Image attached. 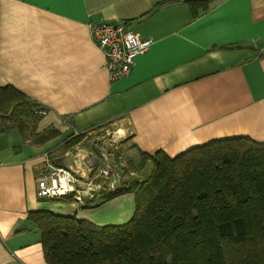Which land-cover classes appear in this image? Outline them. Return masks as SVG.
<instances>
[{"label": "crops", "instance_id": "0c3cea01", "mask_svg": "<svg viewBox=\"0 0 264 264\" xmlns=\"http://www.w3.org/2000/svg\"><path fill=\"white\" fill-rule=\"evenodd\" d=\"M108 21L150 41L115 81L91 36ZM262 45L264 0H0V86L46 109L30 133L0 128V264H47L32 211L100 225L131 216L133 193L105 199L121 185L96 179L75 137L93 127L112 125L125 147L151 155L236 136L264 142ZM47 162L93 186L95 201L38 198Z\"/></svg>", "mask_w": 264, "mask_h": 264}, {"label": "trees", "instance_id": "16d2710c", "mask_svg": "<svg viewBox=\"0 0 264 264\" xmlns=\"http://www.w3.org/2000/svg\"><path fill=\"white\" fill-rule=\"evenodd\" d=\"M40 109L15 87L0 86L1 129L28 131L24 119L34 126ZM139 155L141 170L151 162L149 174L105 196L133 193L128 221L100 225L48 210L30 213L47 264H264V142L236 136L174 156Z\"/></svg>", "mask_w": 264, "mask_h": 264}, {"label": "built area", "instance_id": "2783aa9c", "mask_svg": "<svg viewBox=\"0 0 264 264\" xmlns=\"http://www.w3.org/2000/svg\"><path fill=\"white\" fill-rule=\"evenodd\" d=\"M91 36L103 53L104 66L113 81L128 75L135 64V57L147 51L150 44L149 40L135 35L124 22L108 21L95 24L91 28ZM258 53L264 55V45L258 48ZM45 112V108L38 110L40 115ZM76 182L77 178L68 169L55 167L47 162L37 178L36 195L48 200L71 195L74 202L82 205L86 200L95 199L93 186L81 184V189L76 187Z\"/></svg>", "mask_w": 264, "mask_h": 264}, {"label": "rangeland", "instance_id": "374dc122", "mask_svg": "<svg viewBox=\"0 0 264 264\" xmlns=\"http://www.w3.org/2000/svg\"><path fill=\"white\" fill-rule=\"evenodd\" d=\"M32 119H24L26 129H28L29 133L32 131V125L34 123ZM112 131L113 126L105 124L93 127L90 131L75 136L78 139L85 137L84 144H86L90 152L89 165L91 172H93L92 174L103 185L110 187H113L115 182L117 186L128 185L130 181L134 180H143L151 170V162H146L141 170L139 152L131 146L129 147L127 145L125 147L120 141L121 138L113 136ZM76 187L83 189L82 185L78 184V181L76 182ZM87 201L93 202L95 199H89ZM75 204L77 205L76 202H74ZM130 217L124 222L128 221Z\"/></svg>", "mask_w": 264, "mask_h": 264}]
</instances>
